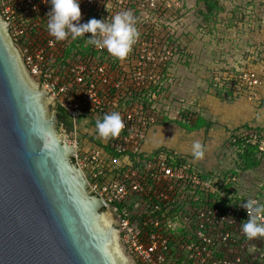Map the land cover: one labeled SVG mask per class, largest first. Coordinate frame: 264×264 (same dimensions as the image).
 I'll use <instances>...</instances> for the list:
<instances>
[{
	"label": "built area",
	"instance_id": "built-area-1",
	"mask_svg": "<svg viewBox=\"0 0 264 264\" xmlns=\"http://www.w3.org/2000/svg\"><path fill=\"white\" fill-rule=\"evenodd\" d=\"M156 1L146 0L144 6ZM12 2L4 15L14 44L33 79L72 118L73 128L65 134L76 146V162L119 220L121 244L136 264H264V238L248 239L241 229L246 200L236 201L241 200L236 177L203 169L191 153L148 148L147 131L157 116L117 90L123 75L113 80L107 69L114 56L88 44L91 33L82 35V43L70 35L60 41L51 36L48 17H41L50 11L47 0ZM97 3L105 0H80V23L88 21V9ZM21 12L39 15L25 21ZM96 14L109 21L105 13ZM114 111L123 129L115 138H100L95 121ZM84 118L92 131L79 129ZM238 135L264 152V132L250 128Z\"/></svg>",
	"mask_w": 264,
	"mask_h": 264
},
{
	"label": "rangeland",
	"instance_id": "rangeland-1",
	"mask_svg": "<svg viewBox=\"0 0 264 264\" xmlns=\"http://www.w3.org/2000/svg\"><path fill=\"white\" fill-rule=\"evenodd\" d=\"M12 1H0L1 15ZM145 1L105 0V12L109 21L125 10L135 17L139 36L132 50L124 59L114 57L107 69L113 80L123 75L119 92L143 94L139 105L156 114L147 144L153 135L171 149L191 150L194 140L204 142L205 166L234 171L241 199L236 201L264 203V157L245 161L242 147L232 140L235 130L264 131V0H157L144 6ZM253 79L257 85L250 83ZM218 103L246 108L248 120L237 128L223 120L221 130ZM56 105L49 103L50 113ZM58 128L65 133L60 123ZM213 150L218 151L216 166L209 162Z\"/></svg>",
	"mask_w": 264,
	"mask_h": 264
},
{
	"label": "water",
	"instance_id": "water-1",
	"mask_svg": "<svg viewBox=\"0 0 264 264\" xmlns=\"http://www.w3.org/2000/svg\"><path fill=\"white\" fill-rule=\"evenodd\" d=\"M0 13V264H135Z\"/></svg>",
	"mask_w": 264,
	"mask_h": 264
},
{
	"label": "clouds",
	"instance_id": "clouds-1",
	"mask_svg": "<svg viewBox=\"0 0 264 264\" xmlns=\"http://www.w3.org/2000/svg\"><path fill=\"white\" fill-rule=\"evenodd\" d=\"M51 5L47 12V31L57 41L64 40L69 35L76 39L85 33L87 43L98 49H106L117 59H124L132 50L139 33L135 27V17L130 10L118 12L110 21L90 18L86 23H80V0H47ZM259 119V116L257 117ZM124 127L118 112L107 113L101 120L95 121V128L100 138H115ZM205 148L199 140L191 145L194 159H201ZM247 213V219L241 223L244 236L248 239L264 238V203L255 199H246L241 205Z\"/></svg>",
	"mask_w": 264,
	"mask_h": 264
},
{
	"label": "trees",
	"instance_id": "trees-1",
	"mask_svg": "<svg viewBox=\"0 0 264 264\" xmlns=\"http://www.w3.org/2000/svg\"><path fill=\"white\" fill-rule=\"evenodd\" d=\"M106 1H108V0H106ZM117 1V0H116ZM109 2H111V0H109ZM106 5H108V4H106V2L105 3H97V4H95L92 8H91V10H90V12H89V15H88V20L90 19V18H96V19H100L101 17H100V15H97L96 13L98 12H102V13H105L106 14V16L108 15L106 12H107V10H106ZM106 11V12H105ZM18 14V13H17ZM36 15H39V13H37V12H33V13H31V14H28V12H27V14H24L23 13V15L22 16H24V18L26 17V16H36ZM45 16V17H44ZM41 17L45 20L46 19V15L44 14V13H42L41 14ZM108 18H109V15H108ZM25 21H27L26 20V18L24 19ZM84 37H82V36H80V37H77L76 39H74V41L76 42V43H82V42H84V39H83ZM68 55V51H66V53H65V56H67ZM73 55H75V54H73ZM128 95V94H127ZM143 95V94H142ZM142 95H140L139 93H135V94H133V95H131V97L132 98H134V100H136L137 102H142V101H140L141 100V98H143V97H141ZM55 110H56V112L58 113V116H59V121H60V124L63 126V128L65 129V131H71L72 130V128H73V121H72V118L65 112V110H63V108H61L59 105H56L55 106ZM259 131H262V132H264L262 129H260V128H257ZM256 129V130H257ZM83 135H85V136H89L87 133H84ZM81 136V135H80ZM79 136V137H80ZM82 137V136H81ZM80 137V138H81ZM235 138V140H234V144L236 145V146H238V147H242V149H243V158L245 159V161H248V162H251L250 161V159L252 158V157H256V155L258 154L259 156H261V157H264V152L263 151H261L258 147H256V146H253V145H251V144H249V143H246L245 141H244V138H242L241 136H239L238 134H236V133H234L233 135H232V140ZM222 174H223V176H225V177H227V176H230V175H234L235 177H236V175H235V173H234V171L233 170H231V169H226V170H223L222 171Z\"/></svg>",
	"mask_w": 264,
	"mask_h": 264
},
{
	"label": "crops",
	"instance_id": "crops-1",
	"mask_svg": "<svg viewBox=\"0 0 264 264\" xmlns=\"http://www.w3.org/2000/svg\"><path fill=\"white\" fill-rule=\"evenodd\" d=\"M237 104H239L238 102H236ZM221 107L217 108V112L216 113H219V109L222 111L220 113V116H221V126H220V129L222 130L223 126L225 125L223 123V120H227L226 121V125L228 127H232V128H237L239 126H241L244 122V120H248V115L246 113V108L244 109V112H242L240 106L237 107V105L235 104H232V103H229V104H221V103H218ZM228 106V107H227ZM227 108V109H226ZM251 117V116H250ZM220 118V117H219ZM79 122V129L81 131H87V128L88 130L92 131L93 130V127L92 126H89L87 125V119L84 118V119H81V120H78ZM235 130V129H234ZM243 130H235L234 133L236 134H240ZM149 141L151 142V144H147L146 142V146L148 148H153V147H161V146H164L166 147L163 143V141H159V139H156V135H153V137L151 136V138H149ZM204 144V142H202ZM168 148V147H167ZM172 149H175V150H178V151H183V152H187V153H191V150L190 149H177V148H172ZM217 153L218 151H212V154H210L212 156V160H209L210 162V165L211 164H214L215 163V166L218 164L219 162V157L217 156ZM198 163L200 165L204 164V166H201L203 169H207L208 170H213L214 167L212 166H205L207 163H205V161L203 159L201 160H197ZM208 162V161H206Z\"/></svg>",
	"mask_w": 264,
	"mask_h": 264
},
{
	"label": "flooded vegetation",
	"instance_id": "flooded-vegetation-1",
	"mask_svg": "<svg viewBox=\"0 0 264 264\" xmlns=\"http://www.w3.org/2000/svg\"><path fill=\"white\" fill-rule=\"evenodd\" d=\"M0 11H1V9H0ZM15 12H17V10H15ZM16 15H17V14H16ZM2 16H3V18L6 20L4 13L2 14ZM12 17H15V16H12ZM10 24H11V23H8L9 27H10Z\"/></svg>",
	"mask_w": 264,
	"mask_h": 264
}]
</instances>
